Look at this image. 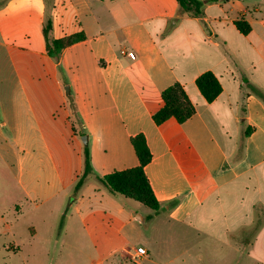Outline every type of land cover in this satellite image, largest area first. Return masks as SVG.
Segmentation results:
<instances>
[{
	"label": "crops",
	"instance_id": "obj_1",
	"mask_svg": "<svg viewBox=\"0 0 264 264\" xmlns=\"http://www.w3.org/2000/svg\"><path fill=\"white\" fill-rule=\"evenodd\" d=\"M4 1L0 146L6 159L16 155L8 165L19 182L28 181V197L49 201L67 187L63 173L72 158L54 116L69 119L66 92L76 88L79 123L96 146L109 148L100 177L135 167L130 139L144 135L152 156L144 171L161 203L147 222L159 219L169 234L185 227L189 239L217 243L223 264L243 257L264 264V0H202L199 15L184 16L175 0H54L53 37L84 34L56 60L45 51L43 0ZM238 20L249 25L246 35ZM64 61L80 75L66 92L58 74ZM205 72L222 88L210 103L195 86ZM176 82L195 113L181 124L170 118L156 125L160 93ZM80 155L78 149L81 162ZM98 194L84 212L112 220L119 238L131 221L122 196L103 188Z\"/></svg>",
	"mask_w": 264,
	"mask_h": 264
},
{
	"label": "rangeland",
	"instance_id": "obj_2",
	"mask_svg": "<svg viewBox=\"0 0 264 264\" xmlns=\"http://www.w3.org/2000/svg\"><path fill=\"white\" fill-rule=\"evenodd\" d=\"M4 2L1 0L0 5ZM43 4V17L51 15L53 21L54 0H43ZM3 70L10 75L8 63H3ZM58 74L65 92L76 75L80 79L76 72L67 70L65 61ZM66 93L72 114L66 122L60 113L54 119L56 133L64 149L69 148L72 161H68V170L63 173L67 187L58 195L45 202L29 198L24 188L28 181L19 182L16 169L8 165L7 159L13 160L16 155L6 159L0 146V264H223L225 260L221 263L219 259L217 243L189 239L185 227H175L173 234H169L159 219L154 223L147 222L149 216L155 215L154 210L133 200L119 197L131 215V221L122 228L119 238L112 235V220L98 214H85L87 207L93 208L98 202V190L105 189L98 178L103 170L109 169L102 166L110 152L108 147L96 146L93 138L88 137V130L79 123V116L74 113L76 88L72 93ZM84 141H87L86 145ZM85 147L89 152L91 171L76 191L83 170ZM136 217H142L146 222H138ZM139 244L149 250L143 259L132 256L130 249ZM235 261L231 259L230 264ZM238 262L249 264L250 259L243 257Z\"/></svg>",
	"mask_w": 264,
	"mask_h": 264
},
{
	"label": "trees",
	"instance_id": "obj_3",
	"mask_svg": "<svg viewBox=\"0 0 264 264\" xmlns=\"http://www.w3.org/2000/svg\"><path fill=\"white\" fill-rule=\"evenodd\" d=\"M175 1L178 5L179 16L199 15L204 3L202 0ZM235 26L243 35H246L250 30L247 22L243 20L236 21ZM52 31L53 21L51 15L45 14L42 22V35L45 42L46 55L51 58H57L63 49L84 39L82 32L56 39L53 37ZM195 86L207 103L217 98L222 89L218 79L210 72H205L198 76L195 80ZM160 100L161 107L152 114V120L156 125H161L170 118L181 124L195 113V106L189 100L183 86L178 82L164 89L160 93ZM130 143L138 164L133 168L110 172L98 178V181L110 193L120 195L151 210L158 211L161 209V203L156 199L144 171L152 158L145 137L143 134H138L130 139ZM90 171L89 152L85 147L83 150V170L79 181L76 183V191L80 189Z\"/></svg>",
	"mask_w": 264,
	"mask_h": 264
},
{
	"label": "built area",
	"instance_id": "obj_4",
	"mask_svg": "<svg viewBox=\"0 0 264 264\" xmlns=\"http://www.w3.org/2000/svg\"><path fill=\"white\" fill-rule=\"evenodd\" d=\"M120 54L123 55V56H127L130 59H134L135 58V55H134L133 52H127L124 49L120 50ZM134 255H135V258L140 259V258H143V257H145L147 255V251L143 247H136L134 249Z\"/></svg>",
	"mask_w": 264,
	"mask_h": 264
},
{
	"label": "water",
	"instance_id": "obj_5",
	"mask_svg": "<svg viewBox=\"0 0 264 264\" xmlns=\"http://www.w3.org/2000/svg\"><path fill=\"white\" fill-rule=\"evenodd\" d=\"M87 144V141H84V145ZM138 222H144V219L142 217H136L135 218Z\"/></svg>",
	"mask_w": 264,
	"mask_h": 264
}]
</instances>
